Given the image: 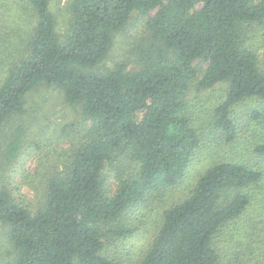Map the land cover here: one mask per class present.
Returning a JSON list of instances; mask_svg holds the SVG:
<instances>
[{"label":"trees","instance_id":"16d2710c","mask_svg":"<svg viewBox=\"0 0 264 264\" xmlns=\"http://www.w3.org/2000/svg\"><path fill=\"white\" fill-rule=\"evenodd\" d=\"M52 3L0 0V130L26 111L41 85L58 89L84 118L68 163L51 172L36 209L0 180V224L14 264H127L110 245L132 237L134 216L177 189L209 142L188 94L223 83L225 100L209 125L230 151L164 210L147 250L131 264H227L221 245L264 225L249 216L264 199V136L236 152L247 124L233 111L254 100L264 115V71L245 44L247 27H264V0H70L64 36ZM135 14L147 17L148 34L136 64L99 71ZM25 136L23 126L7 133L6 162L17 160ZM107 167L126 174L115 187Z\"/></svg>","mask_w":264,"mask_h":264},{"label":"rangeland","instance_id":"374dc122","mask_svg":"<svg viewBox=\"0 0 264 264\" xmlns=\"http://www.w3.org/2000/svg\"><path fill=\"white\" fill-rule=\"evenodd\" d=\"M257 0H255L256 2ZM70 0H53L52 9L57 20V29L64 36L70 23L67 8ZM155 12L152 13L154 15ZM147 17L135 14L126 28L117 34L114 46L107 60L100 66L99 71L114 67L117 63L126 62L136 64L140 48L147 42L145 23ZM245 44L255 50L259 56L260 67L264 71V27L251 25L245 31ZM206 64L201 65L205 69ZM227 84H220L210 90H198L196 86L188 94V101L193 107L199 122L207 132L206 148L199 155L190 175L177 188L159 201L154 202L147 209H142L134 216L135 233L121 245L112 246L110 250L124 259L127 264L134 263L147 250L155 231L160 227L164 210L170 205L185 198L195 184L197 174L211 163L213 158L223 156L229 152V147L214 138L212 127L209 125L210 116L223 100H225ZM262 109L258 102L247 100L235 106L233 111L240 115L247 124L241 128L236 152L242 153L244 149H253L258 143V135L264 136V115L259 114V119L254 118L255 110ZM84 123L79 107L67 104L63 94L54 87L41 85L28 96L26 111L15 116L11 122L0 130V180L18 188V193L36 209L43 201L46 180L56 168L63 170L73 152V147L78 144L80 124ZM23 126L26 129L25 147L13 163L4 160L3 148L7 133L14 127ZM213 136V137H212ZM3 143V144H2ZM218 144L223 147L218 149ZM247 153V152H245ZM229 154V153H228ZM230 156V154H229ZM117 168L121 169L119 165ZM116 167H107L105 173L113 187L117 180L126 174L120 175ZM129 169L126 170V173ZM262 209V210H260ZM262 213V214H260ZM264 199L256 202L252 214L256 222L264 220ZM246 223L239 226L244 228ZM251 226V225H247ZM259 228V229H258ZM264 225L259 224L256 235L244 239L238 234L221 247L227 264H264V232L260 230ZM251 230V229H250ZM111 244V243H109ZM0 253L2 264H14L15 252L8 237L7 228L0 224Z\"/></svg>","mask_w":264,"mask_h":264}]
</instances>
